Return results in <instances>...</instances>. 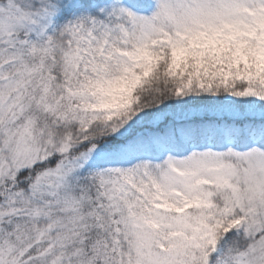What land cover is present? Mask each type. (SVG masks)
I'll return each mask as SVG.
<instances>
[{
  "label": "snow or ice",
  "instance_id": "1",
  "mask_svg": "<svg viewBox=\"0 0 264 264\" xmlns=\"http://www.w3.org/2000/svg\"><path fill=\"white\" fill-rule=\"evenodd\" d=\"M0 264H264V0H0Z\"/></svg>",
  "mask_w": 264,
  "mask_h": 264
}]
</instances>
